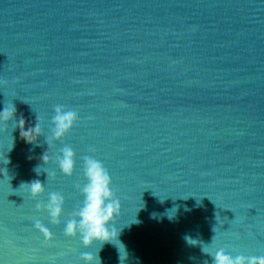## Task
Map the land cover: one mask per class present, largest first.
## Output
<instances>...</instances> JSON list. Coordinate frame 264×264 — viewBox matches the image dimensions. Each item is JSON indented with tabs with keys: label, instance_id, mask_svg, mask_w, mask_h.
Returning a JSON list of instances; mask_svg holds the SVG:
<instances>
[{
	"label": "water",
	"instance_id": "1",
	"mask_svg": "<svg viewBox=\"0 0 264 264\" xmlns=\"http://www.w3.org/2000/svg\"><path fill=\"white\" fill-rule=\"evenodd\" d=\"M11 103L43 132L28 144L0 124V264H85L99 248L103 264L264 255V0H0V111ZM57 104L81 119L49 144ZM66 145L72 176L55 161ZM46 150L55 179L33 171ZM85 155L111 173L128 253L63 231ZM33 179L36 198L18 189ZM51 192L65 197L59 225L36 207Z\"/></svg>",
	"mask_w": 264,
	"mask_h": 264
},
{
	"label": "clouds",
	"instance_id": "2",
	"mask_svg": "<svg viewBox=\"0 0 264 264\" xmlns=\"http://www.w3.org/2000/svg\"><path fill=\"white\" fill-rule=\"evenodd\" d=\"M54 111L55 115L52 117V135L48 137L49 144L54 139L62 140L81 119L77 110L70 109L63 104H57ZM16 113L17 108L14 103L6 105L0 111V124H6L14 120ZM14 121L15 127L19 128L20 137L26 143H39V137L43 132L39 116H37L36 122L33 125L28 124L23 114ZM90 151H95V149H90ZM53 158V155L49 151L46 150L43 153L41 157L43 163L36 165L33 169L37 176L47 173L48 178H56L57 173L45 167L53 161ZM55 161L64 175L72 176L76 169L75 149L68 145L62 147L59 153L55 155ZM7 162L9 163L8 159ZM83 179V184L78 185V190L83 195V199L74 208L72 218L68 219L64 224L63 231L65 235L69 237L79 236L83 245L87 248H91L96 241H99L102 247L104 243H113L115 239L127 251L126 245L119 240L122 228L118 230L115 224L116 217L122 212V202L113 191L112 176L108 168L102 160L95 156L85 155L83 156ZM21 188L25 193L30 194L32 198H36L46 191L45 183L40 179L24 181L18 189ZM64 205L65 197L60 192H51L49 193L48 202L46 204L43 202L37 203L36 207L41 210L46 209L51 222L59 225L64 215ZM153 215L155 216V214ZM168 217L171 219L173 216L168 215ZM133 223H139L137 218ZM35 227L44 234L46 242H51L54 239V233L42 220H36ZM189 238L185 237L186 241L191 244ZM118 250L121 257L119 247ZM99 251H85L81 253V258L85 264H103ZM202 251L212 257V264H264V255L247 256L240 254L233 256L223 248L208 250L203 247Z\"/></svg>",
	"mask_w": 264,
	"mask_h": 264
}]
</instances>
